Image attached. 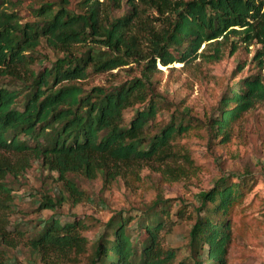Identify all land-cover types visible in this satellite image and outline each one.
Here are the masks:
<instances>
[{
    "label": "trees",
    "instance_id": "obj_1",
    "mask_svg": "<svg viewBox=\"0 0 264 264\" xmlns=\"http://www.w3.org/2000/svg\"><path fill=\"white\" fill-rule=\"evenodd\" d=\"M3 4L0 0V264H7V248L21 241L45 264H227L231 216L244 195V174L217 178L190 210L178 199L173 212V199L160 194L139 200L132 214L109 217L93 242L83 233V220L54 214L84 196L69 172L99 175L103 183L117 176L125 180L140 162L163 163L182 151L177 138L192 122L204 125L211 140L230 141L236 120L264 98L262 76L248 75L227 87L218 114L205 122L183 110L159 122L166 105L146 73L157 61L189 60L202 43L200 55L216 59L218 45L231 35L264 48V0H78L73 7L70 0L42 1L34 20L25 22ZM43 45L56 53L53 60L43 56L47 63L37 49ZM255 57L262 66L260 52ZM130 61H142L144 74L84 81ZM32 160L57 172L54 193L46 187L28 193L36 210L51 214L9 229L14 199L5 178L20 176ZM167 168L162 175L176 179ZM187 212L193 216L185 234L187 254L176 260L165 239L175 222L171 215L178 220Z\"/></svg>",
    "mask_w": 264,
    "mask_h": 264
},
{
    "label": "rangeland",
    "instance_id": "obj_2",
    "mask_svg": "<svg viewBox=\"0 0 264 264\" xmlns=\"http://www.w3.org/2000/svg\"><path fill=\"white\" fill-rule=\"evenodd\" d=\"M8 11H15L20 21L34 20V8L42 1L55 0H3ZM78 0H70L76 6ZM126 8V7H125ZM119 12L114 11L117 15ZM220 39V37H219ZM236 41V48L230 51V43ZM214 45L208 47L213 51ZM220 53L216 59H206L200 55L204 43L197 54L185 62H172L162 65L156 62V69L146 73L155 91L166 108L158 121H163L169 112L189 111L193 118L205 122L207 118L218 114L219 99L227 87L238 79L259 74L264 78V63H256L255 55L260 52L264 61V48L259 42L245 45L237 36L231 35L219 45ZM42 60L44 55L53 60L56 53L45 45L39 46ZM213 53V52H211ZM45 56V58H46ZM46 59V60H47ZM45 60L44 63H47ZM143 62L130 61L108 72L92 74L86 83H106L112 79H129L144 74ZM131 111H126V117ZM177 138L183 146L171 159L163 163L153 160L140 162L132 174L125 180L117 176L107 183L97 175L86 178L79 173L69 172L84 196L77 204H64L54 214L63 220L77 217L84 221L83 233L90 242L102 233L104 223L116 212L132 214L139 200L149 201L158 194L173 199V212L182 200L188 210L198 205V196L213 186L221 176L244 174L247 184L243 189V198L234 208L231 216L232 240L227 250V264H264V98H260L245 111L242 118L233 126V136L223 145L218 140H211L202 124H194ZM153 126L149 127L154 131ZM184 152V153H183ZM173 169L174 180L162 175L163 171ZM5 181L12 188L10 195L14 199V209L8 215L9 229L14 223L39 221L47 218L51 211L36 210L37 204L28 194L43 189L54 193L59 185L58 175L49 171L37 160H32L30 167L17 178L7 176ZM52 189V190H51ZM54 189V190H53ZM179 199V200H178ZM175 220L165 242L176 250V260L187 254L185 234L193 220L191 212L183 219ZM7 264H45L37 255L23 246L22 241L15 247H8L4 255Z\"/></svg>",
    "mask_w": 264,
    "mask_h": 264
}]
</instances>
